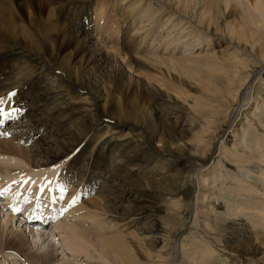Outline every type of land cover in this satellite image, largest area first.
I'll return each mask as SVG.
<instances>
[{
  "label": "bare ground",
  "instance_id": "6f19581e",
  "mask_svg": "<svg viewBox=\"0 0 264 264\" xmlns=\"http://www.w3.org/2000/svg\"><path fill=\"white\" fill-rule=\"evenodd\" d=\"M65 1L0 0V53L14 42L37 55L53 58L55 60L53 63L61 70V74H55L51 70L46 74L54 89L66 83L65 86L69 87L74 95L79 91H90L97 96V102L89 105L90 115L85 126L81 131L72 133V141L67 144L66 140L61 141L58 137L49 139V136L60 133L64 122L65 126H68L77 121L76 113L80 110L71 109V106H76L77 98L62 106V97L58 96L53 107L40 110L37 116L30 117L27 126H20L19 129H23L18 132L20 137L27 134L33 137L36 131L40 129L43 131L41 138L34 137L37 139L35 141L37 149L34 152H32L34 146L30 150L15 146V143H18L16 140L20 139L19 136L14 138L10 133L11 136L3 134L8 137L7 140L0 141V176L6 179L3 188L13 193L12 196L18 195L17 191L23 190L18 197L24 198L27 194L30 205L37 206L46 202L42 212L51 214L53 220H56L58 215H65L63 207L67 209L66 211L70 212L69 216L57 227L63 235L61 242L75 255L82 253L87 259L103 261L105 264L106 262L107 264H172L170 245L180 229L174 230L171 221L179 218L180 214L172 215L165 212L160 218L154 216L151 227L148 226V236L152 240L153 250L145 254L143 248L134 243L135 235L126 232L125 226L128 224L126 221L132 219V215L130 214L126 219L121 218L127 214V211L122 209L123 206L117 207L116 211L113 209L112 214L116 213L115 216L117 215L121 220L112 224L104 217L106 216L104 209L108 207L100 202L102 196L96 201L84 199L86 196L83 198L78 189L74 188V192L71 191L66 182L58 178L67 166L66 162L73 147L86 141L98 123L107 121L113 124L114 134L124 125H136L140 127V133L132 131L133 128L129 130L133 132L139 150L114 163V168L118 170L122 168L121 172L126 169L127 173L133 174L137 170L138 174L134 176L139 178L141 171L148 170V164L153 163L141 160L142 156H149L145 145L148 144L146 135L155 145V149L149 148L151 153L171 156L187 153L197 158L200 152L198 159L201 170L200 181L203 188L207 189V193L202 192L199 195L201 200L199 203L207 208L203 212H197L199 209L195 208L196 214L191 231L197 228L199 231L194 234L190 232L192 236L189 241L188 237L182 241L181 253L186 264H227L225 263L227 260L222 258L221 252L219 253L220 246L221 250L245 252L264 262V133L259 131L261 128L264 131V0H255L254 6L249 0H148V10L143 14L140 13V9L144 6L145 0H114L115 7L122 13L117 22L126 24L129 33L133 31L136 41L134 51L137 56L126 55L127 58L122 57L118 49H105L104 45L88 35V30L85 28L78 31L73 29L74 26L62 15ZM200 7L202 10H199ZM103 10L104 7L100 12L102 13ZM163 15H170V19L166 25L160 27L158 37L153 40L154 48L151 50L153 53L149 54L147 51V54H142L141 51L146 52L144 46L150 37V25L155 24ZM173 15L181 17L179 25L184 27L181 34H178L177 28H171L172 22L177 20ZM231 16L238 19L236 25L230 21ZM102 18L101 14L99 22ZM213 30L215 33H212ZM184 34L188 35L183 36ZM217 35L219 39L233 44L234 51L230 52L228 48L218 47L213 53L208 52L210 46L214 44L213 38ZM189 37L190 42H183L184 38ZM203 44H206L204 53L200 51ZM183 46L185 49H190V53L177 59V54L181 52ZM171 48H175L176 51L170 53ZM160 50H163L164 54L168 53L169 56H161ZM100 53H105V57H99ZM243 55L250 57V60H244ZM122 64L136 68L144 67L145 64L158 71L164 68V72L169 75H172L173 71L187 74L184 82L196 92L206 96L197 98V103H194L197 107L195 113H198L197 122H199L196 125L199 129L195 134L193 133L196 144L192 145L184 135L176 136L174 128L164 123L162 114L165 113L154 105L156 102L152 103L155 100L161 105L169 104L162 95L156 93L155 97L149 91H130L129 87L138 82L135 81L134 76H128L126 86L123 84ZM34 68L35 66L29 65L20 71L19 78L22 83L32 76ZM256 71L258 76L252 79L251 76L256 74ZM219 79L223 85H219L217 90L210 91V87L218 83ZM247 82L251 83L250 98H245L241 102V90L246 87ZM173 100L179 102L180 99ZM254 104L253 113L250 115ZM215 105H218V115ZM6 106L9 109L8 103ZM249 115L252 121L257 122H253L254 124L248 122ZM231 118L233 119L230 120ZM217 119L218 137L222 139L226 136L231 137L232 145L229 146L227 141H222L218 160L214 163L212 160L208 162L203 159L204 154L202 149L200 151V147L204 143L205 134L210 131L209 126H212ZM185 121H190V118ZM193 131V128L187 129L189 134ZM212 140L215 138L209 139V144ZM23 144L25 145V142ZM158 167L160 168L159 165ZM233 167L236 170L234 172L231 170ZM166 170L167 172L162 174L163 179H152L145 176L144 172L136 181L138 183L140 181L139 184H132L134 182L122 186L118 184L116 189L109 185L108 189H114L113 191L110 189L113 192L112 198L119 201L122 198L123 188L128 186V190L138 189L135 190L138 191L136 195L143 197L150 195L152 191H159L160 197L166 196L175 207L179 205L182 209L184 202L178 199L184 201L185 197L182 194L188 195L184 167L173 171V166H168ZM204 172H207L205 175L211 178L203 179ZM29 175L31 177L27 178ZM13 185L19 186V189L17 191L10 189ZM12 196L10 197L13 201L15 198ZM130 197L131 195L127 199ZM35 199L41 202L36 200V203ZM219 202L225 203L227 213H220ZM132 203L133 207L129 203L126 207L135 209L138 201L132 200ZM12 204L13 202L4 203L2 206L9 205L10 208L13 207ZM22 204L25 203L17 204L20 205L19 209ZM57 205L62 206L63 213ZM2 206L0 214L4 211ZM34 210L31 211L29 206L26 212L24 211L25 216L21 219V222L24 220L23 224L27 215L31 214L30 217H34L35 215L32 214H37ZM159 211L164 213L162 209ZM43 214L31 219L34 223V219H39L41 222V225L37 226L32 223L35 228L43 229L44 225H47L45 219L50 216L44 215V217ZM198 215H204L203 218H206V222L201 227L196 226L199 221ZM13 216L14 214L8 217L11 219ZM4 220L2 224L0 223V253L5 249L18 254L20 256L18 264H50L55 259L51 245V240L56 239L54 236L47 241L49 243L47 245L51 247L44 252H28L29 240L26 241L18 231L9 232L10 227L7 223L9 220ZM241 230V234L244 235L242 241L237 240L240 235L238 231ZM214 242L218 244V249L212 247ZM31 245L35 246L36 243Z\"/></svg>",
  "mask_w": 264,
  "mask_h": 264
},
{
  "label": "rangeland",
  "instance_id": "374dc122",
  "mask_svg": "<svg viewBox=\"0 0 264 264\" xmlns=\"http://www.w3.org/2000/svg\"><path fill=\"white\" fill-rule=\"evenodd\" d=\"M249 1L251 2V5L254 6L255 0H249ZM144 2H145L144 6H142L140 9L141 14L145 13L148 10L149 1L145 0ZM64 3L63 6L65 5V7L62 8L63 11L62 15H64L67 18V20L70 21L71 25L74 26L73 29L78 31L82 28H85L86 30H88V35H91L90 37H92L93 40L100 42L102 45H104L105 49L120 50L122 57L125 56V58H127V56L129 55L137 56V54L134 51L135 48L134 46L136 45L134 42L136 41H135V37L133 36V31L129 33V27L126 26V24L119 23V21L117 22V20L120 18V15H122V13L119 8L115 7L114 0H104V1L66 0ZM102 7H104V10L101 13L100 10L102 9ZM199 10H202L201 7L199 8ZM101 14L103 18L100 19L99 22V17ZM173 16L177 20H174L172 22L173 24L171 28H177L178 34L183 33L182 31L184 30V27L179 25V22L181 21V17L180 16L177 17V15H173ZM169 19H170V15L169 16L163 15L155 22V24L150 25L151 28L150 37L148 38V41L144 46L146 52L141 51L142 54H147V51L149 52V54L153 53V51H151L154 48L153 40L155 39V37H158L157 35L159 33L160 27L166 25ZM229 19L232 23H234V25L238 23V19L236 17L231 16ZM212 33H215V31L213 30ZM187 35L188 34H184L183 36H187ZM213 39H215L213 41L214 44L210 46V50L208 52L213 53L215 50L218 49V47L228 48L230 52L234 51V49H232L233 44H231L228 41L219 39L218 35ZM188 40H190V37L184 38L183 42H190ZM227 42L231 44V46ZM175 51H176L175 48L170 49V53H174ZM200 51H202L203 53L206 52V44H203L201 46ZM189 53H190V49H185V46H183L181 48V52L177 54V59H180L188 55ZM159 54L163 57L169 56L168 53L164 54L163 50H160ZM98 55L101 58L105 57V53H100ZM196 55L197 53L194 54V56ZM243 58L246 61L250 60V57H248L247 55H243ZM53 62H55L53 58L37 55L33 52L26 50L23 46L17 45L14 42L12 43V45L8 46L6 50H3L0 53V97L7 99L9 94L15 93V95H13L11 100L9 101L10 103L8 102V104H9V109L14 108L18 110L16 112L15 117L12 120L5 121L3 124H0V141L3 142L7 140L8 138L7 135H3L5 133L6 134L10 133L14 138L19 136L18 132L23 131V129H19L20 126L23 127L27 126L30 117H34L37 113L53 107L55 105V102H57L56 98L58 96H61L62 100L64 101V103L62 101L61 104L62 106L66 105V103L69 104L70 101L73 102L74 101L73 98H77V100H75L76 106H71V109L72 110L78 109L80 110V112L76 113L78 118L75 123L68 126H65L64 124L65 122L63 123L62 130L60 133L51 134L49 132L51 134L49 136V139H55L58 137L59 140L61 141L66 140V144H67L72 141L71 134L75 133L76 131H81L82 128L85 126V122L88 120L90 115L89 105H94L95 102H97V96L91 93L90 91H85V92L79 91V93L77 92L76 95H74L73 94L74 92L71 91L69 87L65 86L66 83H63L62 86L59 87L58 89L57 88L54 89L51 80L47 78L46 74L49 70H51V72L53 71L55 74L56 73L61 74V70L57 68L56 64ZM29 65L35 66V68L33 69L34 73L30 78H28L25 82L22 83V81L19 78L20 71L25 66H29ZM123 68H124L123 84H125L126 86V83L128 82L127 81L128 76H132V77L134 76L135 81L138 82L133 83L129 87L130 91L133 90H137V92H139L140 90L149 91L151 95L155 97H156V93L162 95L164 100L168 101L169 104H166V106L161 105L159 104L160 103L159 101H155V100H153L152 103L154 104L156 102V104L154 105L157 106L162 111V113H165L162 114L163 120H165L164 123L167 126L174 128L173 131H176L177 133L176 136L181 137L182 135H184L185 138L188 140V142L191 141L192 145H194L195 141L193 136L195 134V131L199 129L196 127V125H198L199 122H197L198 113H195L197 107L194 106V103L196 102L197 98L202 96L205 98L206 96L202 95L201 92H196L191 88V86L187 85L184 82L187 74L173 71V74L169 75L167 72H164V68L161 71L155 69L153 70L145 64L144 67H139V68L138 67L136 68L135 66L123 65ZM145 70H147L148 72H146ZM256 74H253L251 76L252 79L258 76V72ZM258 81L259 79L256 81V84L258 83ZM219 85L220 86L223 85L220 79L218 80V83H215V85H212L210 87L211 88L210 91L217 90ZM250 86L251 83L247 82L246 87L241 90V94H240V99H242L241 102L245 98L246 99L250 98V94H251ZM158 90H160V92ZM174 98L178 100L180 99L179 102L173 100ZM215 106H216L215 110L218 115V105ZM254 107L255 104L252 106L250 115L253 113ZM6 109L9 110L5 105V110ZM250 115L248 116L249 118L248 122L251 123L257 122V121H252V119H250ZM189 118L190 121H185L188 120ZM232 119L233 118H231L230 120ZM101 122L96 125L94 131L92 132V134H90V136L87 138L86 141H82L83 143H81L76 147H73V150H71L70 153V157L66 162L67 166L65 167L63 173L58 178H61L63 182H66L68 188H70L71 191L74 192V188L76 190L78 189L77 191L80 192V194H82L83 198L86 196L84 199L89 198L96 201V199H98L99 197L100 200L102 196V200H100V202L105 204V206L108 208L104 209L106 214L105 212L103 213V211L101 212L106 215L104 217L110 220L112 224L117 223L118 221L121 220V218L124 219L128 218V216L131 214L132 219L126 221V223H128L125 226L127 229L126 232L128 234L135 235L134 243L142 247L145 254H147V252L149 253L150 250H153L152 240L148 236V226L149 228L151 227V221L154 219V216L160 218L165 214V212L166 214H172V215L180 214L181 216H179V218H175L171 221L174 230L175 229H180V230L175 235L176 236L174 237L175 239L171 241L172 243L170 245V250H171L170 256H171L172 264H186L185 259L181 253L182 241L184 240L185 237H188L187 240L189 241V238L192 236V234L197 233V231H199V228H197V230L193 229V231H191V228H193L192 224L194 222V218L196 214L195 208L199 209L197 210V212L198 211L203 212L205 208H207L204 205H200L201 203H199L201 202V200L199 199V195L202 192L204 194L207 193L206 191L207 189L205 190V188H203L200 181L201 170L198 160L200 157L199 155L200 152L197 154L198 155L197 158H195L194 156H189V154L187 153L180 155L177 154L175 156H171L167 154L161 155L160 153H155V152L151 153L149 151V148L155 149V145L150 141L149 137H147L146 135V140L148 141V144L145 142L146 143L145 145L149 156L144 155L142 156L141 160L150 161V162L152 161L153 163L148 164L149 166L148 170L141 171V175H143V173L145 172L144 173L145 176L159 180V179H163L162 174L164 172L165 173L167 172L166 167L173 166V171L177 168L184 167V172L186 173L185 175L186 177L184 178H185V183L187 184L186 188L188 195L182 194V196L185 197L184 201L183 199L182 200L178 199V201H181L182 203L184 202L183 203L184 208L181 209L179 205L178 207H175V205H173L170 202L171 200L166 198V196L160 197L159 191L158 192L152 191L150 195L147 194V196L143 197L140 195L138 196L136 195L138 191L135 190L138 189L128 190L129 186L127 188H123L124 190H122L123 191L122 198L119 201L117 199L112 198L113 197L112 191L118 188L117 187L118 184H121L122 186L124 184L125 185L130 184L132 182H134L132 183L134 185L141 183L140 181L139 183L136 182L137 180L140 179L141 175L139 176V178H136L134 176V174L136 175L138 174L137 170L134 171V173L132 174V173H127L128 170L126 169H123V172H121L122 168H120L121 170L114 168L115 167L114 163H117V161H121L125 156L131 155L132 153L134 154L136 151L139 150L138 147L139 145L137 144V141H134L135 138L133 136V132H131L129 128L130 129L133 128L132 131H135V133H140V127L136 125L135 126L124 125L123 127L117 130L118 132L116 131L117 133L114 134L115 131L113 130L114 128L113 124H110L107 121H105V123H101ZM191 128H193L194 131L192 132V134H189L187 132V129H191ZM208 130L210 131H207V133L205 134L204 143L201 144L200 151L202 149L204 154L203 159L205 158L204 160L208 162H211L212 160L214 162L218 160V156L220 153V144L222 143V141L223 142L227 141L229 146H231L232 138L231 137L228 138V136L224 137V139H222V137H218V119L216 120V122H214L212 126L211 125L209 126ZM109 131H111V133ZM259 131L262 134L264 133L262 128L259 129ZM42 132L43 131L41 129L36 131V133H33L35 134V136L33 135V137L31 136V134H27L26 136L24 135L21 137L19 136L20 139L16 140V142L18 143H15V146L18 148H25V149L27 148L29 150L34 146V149L32 148V152H34V150L37 149L36 148L37 146L35 145L36 144L35 141L38 138H41ZM30 137H32V139H29ZM34 137H36L37 139H34ZM214 138L215 140H212L213 142L211 141L209 144V139H214ZM19 141H21L22 143H20ZM24 142L25 145L23 144ZM156 150L158 149L156 148ZM158 165L160 166V168L158 167ZM161 167H165V168L161 169ZM231 170L232 172L236 171L234 167ZM206 173L204 172V174L202 175L203 179L206 178L210 179L211 176L208 175L206 176L205 175ZM29 177L31 176L30 175L27 176V178ZM0 180H4L3 182H0V186H2L5 183L6 179L0 176ZM24 180L25 179H23V182ZM211 181L212 180H210V183ZM20 185H22V183H20ZM109 185L114 187L113 190L110 188L112 191L108 189L110 187ZM228 185H232V184L228 183ZM137 188L139 187L137 186ZM0 189H2L1 192L4 193V195L0 196V207L4 203L13 202L12 204L13 207L9 208V205L2 206L4 211H2L0 214L1 215L0 223L3 222L4 219L6 221L9 220V222H7L10 227L9 232H13L14 230L18 231L25 237L26 241L29 240L28 242L30 245L28 244V248H27L28 252L29 251L32 253L44 252L46 249L51 247L47 245L49 244L47 241L51 240L52 237L54 236L57 240L55 239L56 240L55 241L53 238L51 240L52 244L51 243L50 244L53 245V251L55 252V259L52 261L53 263L51 262L50 264H105V262L103 263V261L99 262V260L87 259L82 253H78V255L77 254L75 255L63 245V243L61 242L62 241L61 238L63 237V235L58 230V227L63 222H65L67 216H69L70 212H67L66 211L67 209L63 207L62 210H64L65 211L64 212L61 210L62 206L57 205L60 207L59 210H61L62 213L64 212L65 215L64 216L58 215L56 221L53 220V217L51 216V214L49 215L48 212L43 214L42 209H43V205L46 202H43L42 205L38 204L37 206L36 204L30 205L31 202H28L29 197H26L27 194H25L24 198L21 197L22 199L18 197V195H20V192H23V190L17 191V189H19V186L13 185L10 187V189L15 190L19 193L18 195L16 194L14 196H12L13 193L11 192L9 193V191H7L5 187L3 188L2 186V188ZM129 195H131V197L127 199ZM10 196L15 198L14 199L15 202L14 200L12 201V198ZM36 200L37 199H35V202L37 203V201L39 200L37 201ZM132 200L138 201V204L136 205V207H134L135 209L126 207L128 203L130 204V206L133 207ZM23 202L25 204H22L19 209L20 205L17 204ZM40 202L41 200L39 201V203ZM28 205L30 206L31 211L35 209L34 211L37 212V214H32L35 215L34 217L36 216L40 217L42 214L43 216L44 215L50 216L49 218L46 217L45 219V222L47 221V225H45V228L43 229L35 228L32 224L33 222L31 221V219L34 217L33 216L30 217L31 214L29 215L26 214L28 217H26V221L24 224H23L24 220L21 222V219L25 216L24 211L27 210L29 207ZM218 205H219L220 213L222 214L227 213L226 212L227 209L225 207L224 202L222 203L219 202ZM54 206L55 205H53V207ZM121 206H123L122 207L123 210L127 211V214H125V216L127 217L124 216L119 218L117 215L115 216L116 213L112 214L113 209L114 211H116L117 207H121ZM199 207H201V209ZM216 207H217V202H216ZM13 209H18L19 211L15 213ZM160 209L164 210V213H159ZM171 209L174 210L171 211ZM131 211H133V213H131ZM8 214H10L11 216L14 214V216L11 217L10 219L9 218L10 215ZM60 216H62V219L60 218ZM198 216H199L198 217L199 221L196 226L201 227L206 222V218H203L204 215H198ZM209 220H211V218ZM55 221L56 223L54 224ZM50 224H52V226H49ZM165 224L168 226L167 222H165ZM6 232L7 230L5 228V233ZM120 232L121 231H119V233ZM190 232H192V234H190ZM238 233L240 235H238L237 240L242 241L244 236L243 234H241L242 230L238 231ZM206 239L209 240L210 238H206ZM215 242L213 243L212 247L218 249L219 246ZM33 243H36V245L32 246L31 244ZM218 250L219 253L221 252L220 254L222 258L227 260L225 262L227 264H264V262L261 261L260 258L245 254V252L235 253V252H231L230 249L228 251L223 249L221 250V246L219 247ZM19 257L20 256L14 253L13 251L11 252L3 249V251L0 253V264H18L17 262ZM145 260L146 259L144 258L143 261Z\"/></svg>",
  "mask_w": 264,
  "mask_h": 264
},
{
  "label": "snow or ice",
  "instance_id": "6c2138e0",
  "mask_svg": "<svg viewBox=\"0 0 264 264\" xmlns=\"http://www.w3.org/2000/svg\"><path fill=\"white\" fill-rule=\"evenodd\" d=\"M15 95V93L9 94L7 99L0 97V124H3L5 121H10L12 120L16 112L18 111L17 109L11 108L9 110H5V105L11 100L12 96ZM4 195L3 192H0V196ZM14 212H18V209H13Z\"/></svg>",
  "mask_w": 264,
  "mask_h": 264
}]
</instances>
